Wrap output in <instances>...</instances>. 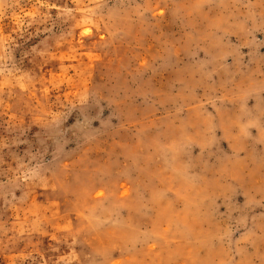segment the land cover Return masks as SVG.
Wrapping results in <instances>:
<instances>
[{
    "label": "rangeland",
    "instance_id": "1",
    "mask_svg": "<svg viewBox=\"0 0 264 264\" xmlns=\"http://www.w3.org/2000/svg\"><path fill=\"white\" fill-rule=\"evenodd\" d=\"M0 264H264V0H0Z\"/></svg>",
    "mask_w": 264,
    "mask_h": 264
}]
</instances>
